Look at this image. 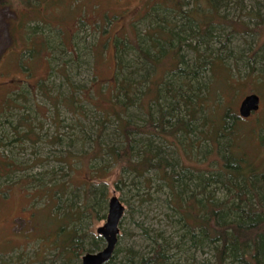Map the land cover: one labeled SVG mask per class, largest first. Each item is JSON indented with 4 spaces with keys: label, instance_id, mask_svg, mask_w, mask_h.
Instances as JSON below:
<instances>
[{
    "label": "trees",
    "instance_id": "16d2710c",
    "mask_svg": "<svg viewBox=\"0 0 264 264\" xmlns=\"http://www.w3.org/2000/svg\"><path fill=\"white\" fill-rule=\"evenodd\" d=\"M24 2L34 4L40 0ZM188 3V0L159 1L142 17L149 25L146 39L138 38L133 43L128 39L115 41L118 73L109 96L110 105L106 110H99L104 105L97 96L94 107L102 117L96 122V130L91 126L92 131L97 132L94 155L108 156L120 166L117 186L120 181L125 183L124 176L132 177L133 185L151 186L148 175L155 174L160 181L157 191L168 192L167 203L174 217L172 224L177 240L172 234L166 236L164 230L150 232L145 229L148 250L129 249L126 255L120 256L117 244L114 255L105 264H264V165H255L244 150L238 151L244 146L245 132L240 129L244 118L232 111L231 106H223V93L229 89L236 92L239 85L255 84L256 94L264 98V40L259 37L256 46L248 48L247 53L241 52L239 46L232 47L234 34L261 35L263 26L251 27L241 19H230L228 14L219 11L223 3L227 4L224 0H193L189 8ZM247 15L262 18L260 10ZM132 49L134 59L125 60V54ZM186 49L194 54L191 62L183 54ZM168 56L170 64L164 69L165 75L169 76L167 80L141 75L142 71L147 72L152 67L158 70ZM228 60L245 62L248 74L244 80L234 79L233 70L227 67ZM259 65L262 67L257 68ZM205 77L210 80L209 84ZM143 83H148L144 93L141 91ZM210 84L217 86L211 88ZM39 87L46 89L43 84ZM73 93L77 92L71 90L69 99L82 105L83 100L78 102ZM145 96L150 99L142 101ZM77 105L74 104L73 112L84 119L90 112L85 109V115L81 111L83 107ZM219 107L224 111L218 113ZM133 108L141 109L148 116L144 123L134 120ZM25 122L21 119V123ZM21 123L12 125L14 140L8 135L0 137V147L12 145L19 149L26 140L35 141L32 139L33 128L23 132ZM113 125L112 135L121 137L122 142L102 147L104 134ZM257 126L262 143L264 119L258 120ZM199 132L212 146L201 153L212 151L218 157L216 168L209 172L194 163L180 164L178 160V153L182 151L195 159L197 153L194 151H198L195 148L199 145L192 138ZM38 137V140L42 139ZM156 140L174 147V152L162 155ZM184 140L187 143H183ZM61 141L62 138L57 136L51 142ZM191 157L188 158L194 161ZM62 160L67 163L68 157ZM0 165L9 170L14 164L0 160ZM95 172L104 177L99 169ZM52 173L55 179L68 175ZM93 178L89 175L82 183V205L77 208L72 204L65 205L64 211L60 210V202L69 194L65 181L51 186L42 184L38 188L42 197L48 193L58 204L54 209L55 216L60 217L63 212L68 216L65 222L57 224L58 231L53 240L57 252L50 261L52 264H81L84 254L100 250L105 242L101 235L90 238L91 232L82 231L86 218L94 212L99 216L101 210H106L105 190ZM96 207L99 213L95 211ZM100 218H106V215ZM204 251L213 252L210 259L200 260L198 252Z\"/></svg>",
    "mask_w": 264,
    "mask_h": 264
},
{
    "label": "rangeland",
    "instance_id": "374dc122",
    "mask_svg": "<svg viewBox=\"0 0 264 264\" xmlns=\"http://www.w3.org/2000/svg\"><path fill=\"white\" fill-rule=\"evenodd\" d=\"M159 1L165 0H40L34 4L24 0H0V137L8 135L14 140L12 125H18L21 119L26 121L20 124L21 131L32 127L35 133L32 137L35 141L26 140L23 148L12 145L0 147V160L14 164L11 170H4L0 165V264H52L50 261L57 252L53 243L58 231L57 224L65 222L68 216H64V212L60 217L55 216L53 213L58 204L48 193L42 197L43 193L38 192V188L42 184L51 186L55 182L60 184L65 181L70 195L63 197L60 210L64 211L67 208L65 205L71 204L77 208L83 203L82 183L89 179V175L103 186L106 194V210L99 213L96 207L99 216L94 212L84 221L82 231L91 232L90 238L100 235L98 228L106 222L109 199L117 196L126 208L120 224V256L126 255L129 249H149L145 229L150 232L164 230L166 236L172 234L177 240L174 233L176 228L172 224L174 217L167 203L168 192L157 191L156 186L160 181L155 174L148 175L151 186L140 183L133 185L132 177L127 176H124L125 183L120 181L117 186L120 166L108 156L93 153L97 132L92 129L96 130V122L102 117L94 104H97L98 96L104 105L99 110L107 109L118 73L115 41L128 39L133 43L138 38L146 39L144 36L149 32V25L142 17ZM224 1L227 4L223 3L219 11L228 14L230 19H241L251 27L257 24L263 26L261 35H233L232 47L239 46L241 52L247 53L248 48L256 46L259 37L264 40V0ZM188 2L189 8L193 0ZM258 10L261 19L247 15ZM183 54L189 62L194 58L190 50H184ZM134 57L133 49L125 54L127 61ZM170 60L168 56L158 70L152 67L147 72L142 71L141 75L167 80L169 76L165 75L164 69L168 68ZM227 67L233 70L234 79L244 80L247 77L245 62L228 60ZM206 81L209 84L210 80L206 78ZM41 84L46 89L40 90ZM80 86L82 88L79 89ZM147 86L148 83H143L141 91L145 92ZM210 86L216 88L217 84ZM253 88L255 84L239 85L236 92L229 89L223 93V106H231L232 111L238 114L246 95L256 93V88ZM73 89L77 92L73 93L76 100H83L82 105L69 99ZM146 99L148 101L149 96L142 101ZM74 104L82 106L81 111L85 115V109L90 112L86 118L82 119L73 112ZM154 109L155 104L152 105V113ZM132 110L138 123L142 124L148 118L141 109ZM220 111H224L222 107L217 112ZM262 119L263 96L259 110L250 118L241 119L240 129L245 132V147L238 148L239 152L244 150L249 160L257 166L264 165V142L262 144L260 141V128L257 126L258 120ZM114 125L104 134L102 147L112 143L121 144V137L112 135ZM38 136L42 139L38 140ZM57 136L62 141L52 143ZM192 140L199 145L195 148L198 151H194V154L197 153L195 159L181 150L178 153L179 163H194L208 169L207 172L215 169L218 157L214 152L201 153L211 149L209 139L199 132ZM154 142L160 146L162 155L172 154L175 150L159 140ZM188 153L194 157L192 151ZM66 157L67 163L62 160ZM95 169H99L104 177H99ZM53 171L59 172L58 175H68L55 179ZM104 214L106 218H100ZM104 246L105 242L101 249ZM212 253L204 251L198 252V255L203 260L210 259Z\"/></svg>",
    "mask_w": 264,
    "mask_h": 264
},
{
    "label": "water",
    "instance_id": "95a60500",
    "mask_svg": "<svg viewBox=\"0 0 264 264\" xmlns=\"http://www.w3.org/2000/svg\"><path fill=\"white\" fill-rule=\"evenodd\" d=\"M260 108V96L256 93L247 95L239 107V116L248 118ZM125 206L117 196H112L108 203V214L104 225L98 228V234L105 239V246L97 252H87L82 257L81 264H105L107 263L116 250L120 224L122 222Z\"/></svg>",
    "mask_w": 264,
    "mask_h": 264
},
{
    "label": "flooded vegetation",
    "instance_id": "af4514ba",
    "mask_svg": "<svg viewBox=\"0 0 264 264\" xmlns=\"http://www.w3.org/2000/svg\"><path fill=\"white\" fill-rule=\"evenodd\" d=\"M260 100H261V98H260ZM252 114H253V113H252ZM252 114H251V115H252ZM238 115H239V112H238ZM239 117H240V116H239ZM250 117H251V116H250ZM250 117H248V118H250ZM241 118H242V117H241Z\"/></svg>",
    "mask_w": 264,
    "mask_h": 264
}]
</instances>
